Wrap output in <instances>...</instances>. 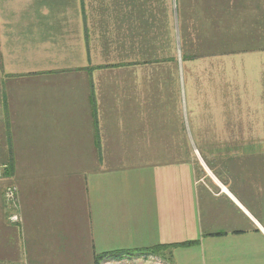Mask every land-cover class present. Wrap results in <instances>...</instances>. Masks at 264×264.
I'll return each instance as SVG.
<instances>
[{
	"label": "crops",
	"instance_id": "1",
	"mask_svg": "<svg viewBox=\"0 0 264 264\" xmlns=\"http://www.w3.org/2000/svg\"><path fill=\"white\" fill-rule=\"evenodd\" d=\"M139 1L0 0V36L27 29L0 47V163H11L22 187L14 232L0 202V241L15 235L27 264H94L101 252L183 241L192 243L169 247L164 264H264V136H251L264 118L250 121L264 109L262 84L251 91L235 62L245 52L181 61L193 67L184 68L188 106L208 113L199 127L226 136L197 138L198 156L180 158L176 63L97 62L87 50L88 29H131ZM167 2L176 29L175 0ZM179 8L181 29H264V0H181ZM46 46L72 56L14 72L21 51ZM237 66L240 83L231 75ZM142 258L108 261L155 264Z\"/></svg>",
	"mask_w": 264,
	"mask_h": 264
},
{
	"label": "rangeland",
	"instance_id": "2",
	"mask_svg": "<svg viewBox=\"0 0 264 264\" xmlns=\"http://www.w3.org/2000/svg\"><path fill=\"white\" fill-rule=\"evenodd\" d=\"M91 6V9L95 8L97 5V2L91 1L89 3ZM105 5V4H103ZM90 9V12H91ZM97 16L96 10L93 12ZM117 13V12H116ZM116 13L114 14V19L111 20V22L115 25L116 21ZM16 14V12H15ZM98 17V16H97ZM96 18V17H95ZM100 18V17H98ZM173 18V17H172ZM119 19V18H118ZM121 19V27H127V23L124 22V18ZM174 20V18H173ZM17 32L27 31V29H16L13 28L9 29V33L6 34L7 29L1 30L4 36H0V47L1 49L6 48L8 46L7 43V37L10 39H13ZM59 30V29H56ZM85 31V29H83ZM232 32H239L241 34H246L249 29H229ZM259 30V31H258ZM255 30L252 34L256 36L257 40H255V43L257 45V42L260 41V36H264V29H258ZM31 32L34 33L35 29H30ZM43 32L44 29H42ZM47 33H50V31H46ZM89 35H90V48H87V50L90 52V57L93 61L99 62V60H105V62H117L120 61L121 58H126L127 60H130V58L135 59L132 57L131 53L136 55L137 51V44L136 41L133 43L130 41L132 39L131 37V30L128 29H88ZM259 32L261 34H259ZM48 35V34H47ZM122 35H126L125 42V48L120 47V40ZM130 39V40H129ZM261 42V41H260ZM49 41L45 42L43 46H45ZM262 43V42H261ZM249 43H246V46ZM251 44V43H250ZM46 50L38 51V50H24L21 51L23 54L22 59L20 62H17L16 65L12 66V69L15 70L14 72L19 73H25V72H37L40 70H45L50 68V64H53V62H56L58 60H65L67 57L72 56L69 55L67 50L64 48H57L55 47L54 51H52L48 46H46ZM242 53V52H240ZM14 54V51L12 52ZM139 57V56H138ZM236 63H239L242 69H244L246 73V79L250 83L251 91H254L256 87L259 84H262L263 87V102H264V50H257V51H248L245 53H242L240 55H236L234 58ZM176 70H177V76H181V82L177 81V85L179 88V91H181V101H180V116H181V139H185L186 143L180 142V146L176 147L180 153V158L185 156H190L192 159L196 158L198 156V149L195 144L198 143L200 140L196 141L197 138H203V137H225V131H220L217 129H212V131L207 130V128L199 127L200 125H203L205 123L204 117L208 116V113L201 114L197 113L194 109H192L193 106L189 107L187 103V99L185 96L183 85H185L186 82V72L184 71V68L186 71H191L193 69L190 64H187L186 66L182 65L181 57L179 51L177 52V60H176ZM144 69V68H141ZM149 69V67H148ZM258 70L261 72L258 73ZM140 72V69H139ZM153 72H160L159 70H154ZM226 73V72H225ZM232 76H234V82L240 83L242 81V72L240 71V67H233V71L231 72ZM16 74V73H15ZM239 78H236L239 76ZM220 78V77H219ZM222 78V77H221ZM220 78V80H221ZM31 77L29 76H23L19 79L20 82H28L30 81ZM229 81H231L228 78ZM232 81V82H233ZM214 82H216L214 80ZM24 92V89L21 88ZM232 98L228 97L227 100H231ZM236 100V99H235ZM254 113L250 114V121H260L259 118H264V109L262 110L261 115H256ZM234 119L238 117L239 121H241V116L239 117L237 114H233ZM246 118V117H245ZM233 136H240V131L234 130ZM251 136L253 137H262L264 136V130H254L251 131ZM181 141V140H180ZM182 143V144H181ZM216 148V147H215ZM5 165H8V163L2 162L0 163V202L4 203V212L7 215L8 221L13 225L12 231L14 232L16 230V225L22 220L21 214H20V202H21V190L22 187H19L20 185L17 182V178L11 177L9 174L10 170V164L9 168H6ZM8 167V166H7ZM5 178V179H4ZM17 217L16 220H12L11 218ZM4 231H1L0 228V239L2 238V234ZM5 238H7L5 236ZM8 239V238H7ZM14 239V240H13ZM16 237L15 235L12 238H9V240L4 241V245H2V242L0 241V264L6 263V264H27L26 261L19 259L17 254L16 247ZM150 247V246H149ZM165 251H170L169 248H166ZM83 253V252H82ZM80 253V256H82ZM75 257H80L79 254L73 253L72 254ZM147 258L142 259H150L152 262H155V264H164L162 261V258L157 259L156 257H153L152 255H146ZM133 259V258H132ZM52 263L54 264L55 259L51 258ZM94 264H95V257H94ZM164 260V259H163ZM113 261V260H112ZM112 261H108L103 259H100L98 264H110ZM117 261V260H115ZM119 264V263H118ZM122 264V263H121ZM130 264V263H127Z\"/></svg>",
	"mask_w": 264,
	"mask_h": 264
},
{
	"label": "trees",
	"instance_id": "3",
	"mask_svg": "<svg viewBox=\"0 0 264 264\" xmlns=\"http://www.w3.org/2000/svg\"><path fill=\"white\" fill-rule=\"evenodd\" d=\"M168 0H143L138 3V10L131 14V41L137 44L136 55L131 53L136 63H156L170 61L176 63L179 51L181 61L196 59L209 55L224 53H239L255 49L249 47L257 40L251 34L234 33L229 29H181L179 4L181 0H175L176 4V29L173 13ZM201 22V19H199ZM202 24V23H201ZM250 32V31H249ZM86 34V29H85ZM259 34H261L259 32ZM258 48L264 50V36L258 37ZM249 43L246 47V43ZM251 43V44H250ZM88 48V47H87ZM139 56V57H138ZM5 165L6 168H8ZM192 241H183L169 245H155L143 248L118 249L105 251L95 255V264L106 257L118 258L119 256L152 255L169 260L171 251L164 253L163 250L174 246H185Z\"/></svg>",
	"mask_w": 264,
	"mask_h": 264
},
{
	"label": "bare ground",
	"instance_id": "4",
	"mask_svg": "<svg viewBox=\"0 0 264 264\" xmlns=\"http://www.w3.org/2000/svg\"><path fill=\"white\" fill-rule=\"evenodd\" d=\"M105 260H113L114 258L113 257H111V256H109V257H106V258H104Z\"/></svg>",
	"mask_w": 264,
	"mask_h": 264
},
{
	"label": "built area",
	"instance_id": "5",
	"mask_svg": "<svg viewBox=\"0 0 264 264\" xmlns=\"http://www.w3.org/2000/svg\"><path fill=\"white\" fill-rule=\"evenodd\" d=\"M12 220H16L17 219V217L15 216V217H13V218H11ZM1 264H6V263H1ZM9 264H11V263H9Z\"/></svg>",
	"mask_w": 264,
	"mask_h": 264
}]
</instances>
